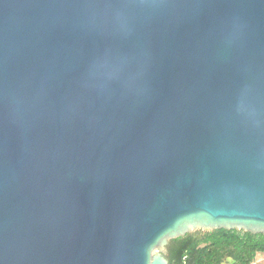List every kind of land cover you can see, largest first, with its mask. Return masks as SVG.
Here are the masks:
<instances>
[{
	"label": "water",
	"instance_id": "1",
	"mask_svg": "<svg viewBox=\"0 0 264 264\" xmlns=\"http://www.w3.org/2000/svg\"><path fill=\"white\" fill-rule=\"evenodd\" d=\"M214 226L264 232V0H0V264Z\"/></svg>",
	"mask_w": 264,
	"mask_h": 264
},
{
	"label": "trees",
	"instance_id": "2",
	"mask_svg": "<svg viewBox=\"0 0 264 264\" xmlns=\"http://www.w3.org/2000/svg\"><path fill=\"white\" fill-rule=\"evenodd\" d=\"M168 264H254L264 253V232L218 227L170 239Z\"/></svg>",
	"mask_w": 264,
	"mask_h": 264
},
{
	"label": "rangeland",
	"instance_id": "3",
	"mask_svg": "<svg viewBox=\"0 0 264 264\" xmlns=\"http://www.w3.org/2000/svg\"><path fill=\"white\" fill-rule=\"evenodd\" d=\"M214 227H218V226H214ZM214 227H204V228L192 229V230L168 235L162 241H160L158 244H156L151 249V252L152 253H159L167 259V249H168L167 247H168V243H169L171 238L182 235L183 233H186V232L208 231V230L214 229ZM225 227H227V226H225ZM232 228H234V227H232ZM235 228H239V227H235ZM242 229H245V228H242ZM245 230H250V229H245ZM250 231H255V230H250ZM254 264H264V253L258 254V257H257L256 261L254 262Z\"/></svg>",
	"mask_w": 264,
	"mask_h": 264
}]
</instances>
